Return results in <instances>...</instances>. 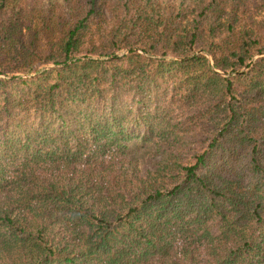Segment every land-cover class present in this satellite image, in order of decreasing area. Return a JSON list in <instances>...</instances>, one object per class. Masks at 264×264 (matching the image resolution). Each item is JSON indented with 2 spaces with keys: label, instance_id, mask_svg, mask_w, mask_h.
<instances>
[{
  "label": "trees",
  "instance_id": "trees-1",
  "mask_svg": "<svg viewBox=\"0 0 264 264\" xmlns=\"http://www.w3.org/2000/svg\"><path fill=\"white\" fill-rule=\"evenodd\" d=\"M0 264H264V0H0Z\"/></svg>",
  "mask_w": 264,
  "mask_h": 264
},
{
  "label": "rangeland",
  "instance_id": "rangeland-1",
  "mask_svg": "<svg viewBox=\"0 0 264 264\" xmlns=\"http://www.w3.org/2000/svg\"><path fill=\"white\" fill-rule=\"evenodd\" d=\"M144 166H145V167H147V166H149V164H148V163H146V164H144Z\"/></svg>",
  "mask_w": 264,
  "mask_h": 264
}]
</instances>
